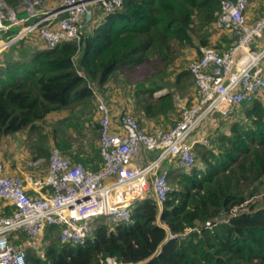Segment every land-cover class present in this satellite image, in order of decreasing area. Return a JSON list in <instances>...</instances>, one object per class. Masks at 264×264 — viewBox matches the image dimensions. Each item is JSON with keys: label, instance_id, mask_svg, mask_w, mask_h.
Segmentation results:
<instances>
[{"label": "trees", "instance_id": "trees-1", "mask_svg": "<svg viewBox=\"0 0 264 264\" xmlns=\"http://www.w3.org/2000/svg\"><path fill=\"white\" fill-rule=\"evenodd\" d=\"M4 1L14 10L21 2ZM223 1L124 0L113 12L95 5L78 42L46 48L39 29L54 23L23 36L0 52V148L23 134L34 161L49 159L57 147L98 171L101 144L86 133H101L91 87L112 114L116 107L148 132L169 130L181 119L176 97L194 87L183 63L188 51L223 53L235 41L214 26ZM263 15L264 3L249 23ZM139 71L144 75L133 77ZM221 118L209 145H196V164L168 177L162 211L148 197L133 208L131 224L93 227L85 245L62 244L60 228L49 226L43 256L28 249L26 263L102 264L115 257L123 264H264V95Z\"/></svg>", "mask_w": 264, "mask_h": 264}, {"label": "built area", "instance_id": "built-area-1", "mask_svg": "<svg viewBox=\"0 0 264 264\" xmlns=\"http://www.w3.org/2000/svg\"><path fill=\"white\" fill-rule=\"evenodd\" d=\"M23 0L31 17L41 16L32 25L22 26L9 40L4 34L28 19L0 0V52L39 29L46 48L64 41H79L81 31L93 19L94 6L107 12L120 8L124 0H58L57 8L37 12V0ZM19 6L18 11L22 9ZM248 0H224L216 13L214 26L235 37L229 49L219 53L202 48L200 58L189 64L194 77L195 100L176 97L181 119L169 130L157 128L153 132L142 129L137 119L120 113L114 124L110 106L100 92L91 87L100 115V144L102 167L98 171L74 162L54 147L44 179L34 180L32 187L39 196L27 193L24 181L7 175L0 153V264H27V250L33 248L43 256V239L49 226H58L62 244L85 245L92 236V221L111 218L114 224H131L132 210L140 202L152 197L163 209L170 192L168 173H160L165 162L173 160L189 169L196 164L195 146L209 145L210 132L188 141L214 113L228 117L234 108L253 102L264 95V47L255 50V43L264 36V15L249 24ZM89 15L84 24L85 17ZM208 131V130H207ZM146 152L156 156L145 165L136 159ZM32 165H37L34 163ZM48 188L49 192H42ZM9 208L7 212L6 208ZM210 225V223L208 224ZM10 234H23L26 244H16ZM102 264H123L115 257L101 260Z\"/></svg>", "mask_w": 264, "mask_h": 264}, {"label": "crops", "instance_id": "crops-1", "mask_svg": "<svg viewBox=\"0 0 264 264\" xmlns=\"http://www.w3.org/2000/svg\"><path fill=\"white\" fill-rule=\"evenodd\" d=\"M166 92L167 90L164 89L162 91L157 92L156 96H161L165 94ZM195 97H196V92H195V88L193 87L192 94L182 99L183 100L187 99L188 100L187 103L190 104L195 100ZM119 114H120L119 109L114 107L113 108L114 124H116L117 117L119 116ZM58 117L59 116H57V118ZM54 118L56 119V117ZM151 125H155V124L152 123ZM200 135H201L200 129H198L197 133L193 135L192 139L198 138L200 137ZM30 151H31V146L30 144H28V141L26 140V137L23 134H19L16 136H11L9 138H6L5 142L2 144L0 148V153H1V158L3 161L5 173L7 175H14V176L20 177L24 181V184L26 185L27 193L32 196H39L40 193L33 189L32 182L34 180L44 179L46 177L47 172H48L49 162H48V159L46 158H39L34 161L33 155ZM71 151L72 152L75 151L73 147ZM155 156H156L155 152H146L142 154L141 156H139L136 159V161L138 162V164L143 166L148 161L152 160ZM67 157H70V156H67ZM72 160L74 161V159ZM34 163H37V165H32ZM100 166L101 165H99V167ZM180 170H181V167L179 166V164L177 162H174L173 160H170V161L165 162V164H163L160 167L159 171L160 173L167 172L168 176H170V175L179 174V172H181ZM41 191L49 192V189L45 188V189H42ZM6 210L7 212H9L8 207L6 208ZM16 238H17V240L15 241L16 244H21V245L26 244V242H20L22 241L23 238L26 239L23 234H19Z\"/></svg>", "mask_w": 264, "mask_h": 264}, {"label": "rangeland", "instance_id": "rangeland-1", "mask_svg": "<svg viewBox=\"0 0 264 264\" xmlns=\"http://www.w3.org/2000/svg\"><path fill=\"white\" fill-rule=\"evenodd\" d=\"M31 2H34V1L32 0ZM37 2H40V1L37 0ZM47 2H45L44 0H41V4H37L35 6L37 12H40L41 13L43 11L51 10V8H53L54 5H58V3H59L58 0L57 1L56 0H48ZM248 2H249V9H248L247 15H248V18H250L251 22H254V20L256 19V16H258L259 8L262 7V3H264V0H254L253 2H251V0H249ZM22 3H23V0H21L19 6H22ZM15 11L17 12V16L19 18H26L28 20L24 24H22V25H16V26L12 27V29H10L8 32H6L4 34V39L5 40H9L10 38H12L16 34H18L20 32L22 26L32 25L37 20H39V18L41 17V16L31 17V14L27 11V9L25 8V6H22V9L20 11H18V9L17 10L15 9ZM260 16H261V14H260ZM249 24H251V23H249ZM217 37H219V36L217 35ZM263 47H264V36L262 38L258 39V41L255 43V50H259V49H261ZM202 48H205V47L204 46L200 47L199 51L197 49H191V50L188 51L186 58L183 59V63H184V65L187 68H188V66H189L190 63H192L195 59H197V57L200 56L201 49ZM141 75H144V72L143 71H139L138 73H136L135 75H133V77L137 78V77H140ZM234 117H236V115ZM210 118L211 119L208 120L207 123H204L199 128L200 129V133H202V131L210 132L211 129H212L211 128L212 124L214 125V123H216V125H218V124L220 125L223 122V118H221L217 113H214ZM94 124H95V122H94ZM95 132L96 131L92 129V130H90V131H88L86 133H90L92 139L94 140V142L96 144H99L100 143V136H99V134L97 135V133H95ZM195 133H197V132H195ZM193 135L191 136V138H189L188 141H192ZM43 144L45 146H48V144H52V143H48L47 141H45ZM50 148H51V146H50ZM77 148H78L77 145H73V149L74 150H77ZM48 162H49V159H48ZM259 199H261L260 196H258V200ZM112 221L113 220L111 218H108V217H100L98 219L93 220L91 224H92L93 227H97V226H99L101 224H108V225H110L112 223ZM9 238L12 241H16L17 240L15 234H10L9 235ZM25 241H26V239L23 238L22 241H20V242H25ZM29 249H33V248H29ZM33 250H35V249H33Z\"/></svg>", "mask_w": 264, "mask_h": 264}, {"label": "water", "instance_id": "water-1", "mask_svg": "<svg viewBox=\"0 0 264 264\" xmlns=\"http://www.w3.org/2000/svg\"><path fill=\"white\" fill-rule=\"evenodd\" d=\"M88 17H89V15L87 14V16L85 17L84 24H86V22L88 21Z\"/></svg>", "mask_w": 264, "mask_h": 264}]
</instances>
